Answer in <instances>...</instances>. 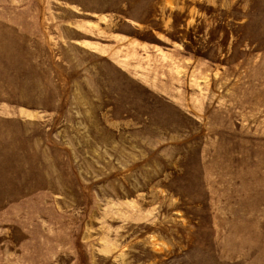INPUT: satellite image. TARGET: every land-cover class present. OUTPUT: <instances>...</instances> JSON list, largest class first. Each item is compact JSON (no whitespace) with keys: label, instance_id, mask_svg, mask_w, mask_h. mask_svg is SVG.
<instances>
[{"label":"rangeland","instance_id":"1","mask_svg":"<svg viewBox=\"0 0 264 264\" xmlns=\"http://www.w3.org/2000/svg\"><path fill=\"white\" fill-rule=\"evenodd\" d=\"M0 264H264V0H0Z\"/></svg>","mask_w":264,"mask_h":264}]
</instances>
